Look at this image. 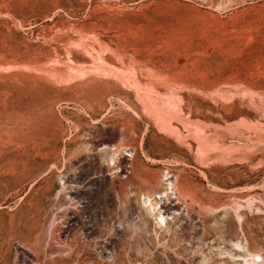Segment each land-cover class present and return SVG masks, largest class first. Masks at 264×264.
<instances>
[{"label":"rangeland","instance_id":"1","mask_svg":"<svg viewBox=\"0 0 264 264\" xmlns=\"http://www.w3.org/2000/svg\"><path fill=\"white\" fill-rule=\"evenodd\" d=\"M0 264H264V0H0Z\"/></svg>","mask_w":264,"mask_h":264},{"label":"bare ground","instance_id":"2","mask_svg":"<svg viewBox=\"0 0 264 264\" xmlns=\"http://www.w3.org/2000/svg\"><path fill=\"white\" fill-rule=\"evenodd\" d=\"M170 184H174L172 182H170ZM170 187V186H169ZM144 200L146 201L145 202V207L148 211L154 213L156 215L157 218H160L161 220H165V217L164 214L160 211L157 213L158 211V202H154V200L150 197V196H145L144 197ZM149 202V203H148ZM166 221V220H165ZM245 254H246V257L250 256V258L253 259V262H256L255 258L259 255H255V254H252L248 249L245 250Z\"/></svg>","mask_w":264,"mask_h":264},{"label":"built area","instance_id":"3","mask_svg":"<svg viewBox=\"0 0 264 264\" xmlns=\"http://www.w3.org/2000/svg\"><path fill=\"white\" fill-rule=\"evenodd\" d=\"M129 151V150H128ZM127 156H130V154H128ZM171 178V177H170ZM164 222H165V220H164Z\"/></svg>","mask_w":264,"mask_h":264}]
</instances>
